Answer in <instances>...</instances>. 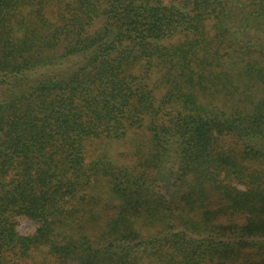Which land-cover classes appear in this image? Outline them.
Instances as JSON below:
<instances>
[{
    "label": "trees",
    "instance_id": "16d2710c",
    "mask_svg": "<svg viewBox=\"0 0 264 264\" xmlns=\"http://www.w3.org/2000/svg\"><path fill=\"white\" fill-rule=\"evenodd\" d=\"M0 264H264V0H0Z\"/></svg>",
    "mask_w": 264,
    "mask_h": 264
},
{
    "label": "rangeland",
    "instance_id": "374dc122",
    "mask_svg": "<svg viewBox=\"0 0 264 264\" xmlns=\"http://www.w3.org/2000/svg\"><path fill=\"white\" fill-rule=\"evenodd\" d=\"M34 229H35V225L32 222L25 219L19 221L18 231L21 234L31 233L34 231Z\"/></svg>",
    "mask_w": 264,
    "mask_h": 264
}]
</instances>
